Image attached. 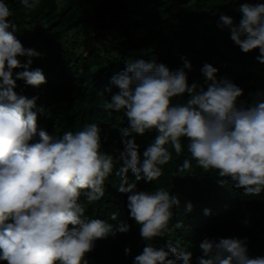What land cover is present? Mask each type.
Here are the masks:
<instances>
[{"label": "clouds", "instance_id": "obj_1", "mask_svg": "<svg viewBox=\"0 0 264 264\" xmlns=\"http://www.w3.org/2000/svg\"><path fill=\"white\" fill-rule=\"evenodd\" d=\"M25 9H35L39 0H21ZM241 19L221 14L218 27L230 31L231 40L243 53L258 49L256 60L264 64V3L239 4ZM11 10L0 0V261L7 264H88L85 257L98 240L115 231L127 233L130 225L121 222L114 231L105 220L86 217V204L100 201L105 180L113 173V156L101 151V128L86 124L80 131H66L58 138L37 125L36 101L18 95L16 81L39 88L46 83L41 69L30 70L32 58L41 53L25 48L9 22ZM18 57H27L21 63ZM183 67L169 70L155 59H134L115 73L107 91L110 101L104 111L124 112L128 127L121 129L124 146L118 191L126 193L129 215L140 226L146 241L133 264H192L193 252L171 241L156 247L154 241L171 231L173 207L180 199L162 187L138 190L130 183L131 171L137 182L151 183L162 176L160 166L182 153L187 140L191 159H184L177 171L195 167L215 170L222 185L242 191L246 197L264 193V94L251 104L240 101L243 89L227 78L217 79L218 69L205 63L203 85L188 83L190 61L181 57ZM14 69H23L15 74ZM183 102L173 103V98ZM112 110V111H109ZM39 111V110H38ZM156 135L139 152L136 136ZM135 134V135H134ZM186 212L193 210L188 202ZM211 211L205 209V215ZM118 213H111L116 220ZM247 224L248 221H245ZM196 264H264V256L248 254L247 239L207 238L198 245ZM126 255L131 248L124 249Z\"/></svg>", "mask_w": 264, "mask_h": 264}, {"label": "trees", "instance_id": "obj_2", "mask_svg": "<svg viewBox=\"0 0 264 264\" xmlns=\"http://www.w3.org/2000/svg\"><path fill=\"white\" fill-rule=\"evenodd\" d=\"M244 2L264 0H39L32 10L25 9L21 0H5L17 38L25 48L41 53L32 58L30 70L41 69L46 83L35 88L17 80L14 89L18 95L38 97L33 109L38 130L58 138L95 123L101 128V151L115 161L113 173L105 180L104 197L90 205L83 195L81 199L87 218L105 220L114 231L124 222L130 231H115L96 241L85 257L88 264H133L147 243L139 234L140 226L130 218L128 194L118 191L120 178L115 175L123 163L119 160L124 149L121 129L128 127L127 118L123 111L109 115L99 107L118 91H107L111 77L134 59H155L171 71L183 67L181 57H185L192 65L190 71L185 70L189 85H203L201 68L211 64L218 69L217 79L227 78L238 85L243 89L239 100L251 104L258 94H264V64L256 60L259 50L243 53L231 40L230 31L218 27L221 14L238 24L239 4ZM18 59L27 62V57ZM22 70L14 69L13 78ZM187 98L185 94L172 102ZM155 135L153 131L136 136L142 159ZM181 142L180 156L169 146L172 159L160 166L163 174L158 180L137 182L128 173L129 182L137 183L138 190L151 192L162 187L180 199L179 207L172 209V231L157 238L155 246L171 241L193 252L192 264H196L201 255L198 245L205 237L246 238L248 254L264 256V193L246 197L241 190L222 185L215 170L205 173L195 167V161L191 172H178L184 159H191L186 138ZM188 202L193 205L190 213L185 210ZM205 209L211 214L205 215ZM113 212L118 213L116 220L111 219ZM126 247L131 248L129 255L124 252Z\"/></svg>", "mask_w": 264, "mask_h": 264}]
</instances>
